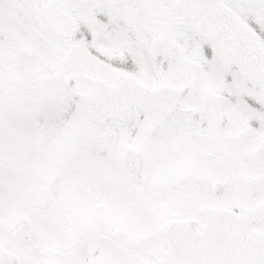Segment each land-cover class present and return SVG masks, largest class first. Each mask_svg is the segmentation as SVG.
Here are the masks:
<instances>
[{
    "label": "snow or ice",
    "instance_id": "6c2138e0",
    "mask_svg": "<svg viewBox=\"0 0 264 264\" xmlns=\"http://www.w3.org/2000/svg\"><path fill=\"white\" fill-rule=\"evenodd\" d=\"M0 264H264V0H0Z\"/></svg>",
    "mask_w": 264,
    "mask_h": 264
}]
</instances>
